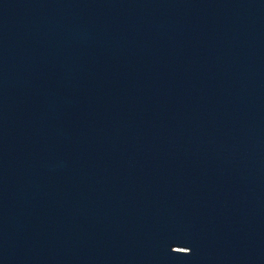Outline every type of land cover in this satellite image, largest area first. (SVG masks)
<instances>
[{"label": "water", "instance_id": "1", "mask_svg": "<svg viewBox=\"0 0 264 264\" xmlns=\"http://www.w3.org/2000/svg\"><path fill=\"white\" fill-rule=\"evenodd\" d=\"M0 264H264V0H0Z\"/></svg>", "mask_w": 264, "mask_h": 264}]
</instances>
